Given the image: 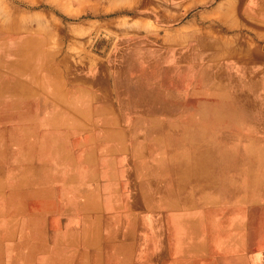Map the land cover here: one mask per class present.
Returning a JSON list of instances; mask_svg holds the SVG:
<instances>
[{"label":"crops","instance_id":"obj_1","mask_svg":"<svg viewBox=\"0 0 264 264\" xmlns=\"http://www.w3.org/2000/svg\"><path fill=\"white\" fill-rule=\"evenodd\" d=\"M29 1L50 3L41 6L51 11H71L83 24L104 18L100 14L109 9L133 22L127 33L115 37L114 46L140 39L144 43L141 51L131 53L130 62L119 60L118 55L126 57V53L118 46L104 52L110 65L78 66L69 86L62 77L67 71L52 65L45 64L44 70L35 65L22 69L18 18L0 19L4 41L19 43L1 60L7 64L0 65L1 98L14 107L23 99L36 98L40 113L34 114L35 123L24 132L62 139L55 149L44 141L55 155V164L70 170L51 186L62 231L87 242L88 236L100 232L101 218L110 217L115 221L113 231L140 235L130 242L131 257L117 256L99 264H264L256 203L246 211L244 205H237L236 219L229 225L227 206L213 203L217 199L212 196L205 197L204 211L190 202L192 197L173 195L172 208H164L163 196L156 210L139 214L138 207L122 195L124 188L135 185L133 171L179 167L178 162L161 161L159 155L165 150L160 151L157 141L178 137L181 126L192 129L203 121L198 105L211 115L224 111L217 105L228 104L234 95L239 100L253 98L244 104L255 108L261 103L264 0ZM66 103L76 105L75 112L67 116L53 111ZM137 121L155 124L136 130Z\"/></svg>","mask_w":264,"mask_h":264},{"label":"rangeland","instance_id":"obj_2","mask_svg":"<svg viewBox=\"0 0 264 264\" xmlns=\"http://www.w3.org/2000/svg\"><path fill=\"white\" fill-rule=\"evenodd\" d=\"M41 5L51 4L45 1L0 0V19L18 18L22 69L35 65L38 70H44L45 64L52 65L53 69L67 71L62 77L69 86L73 83L75 72L72 71L78 66L110 65L106 53L119 46H114L115 37L127 33L133 24L129 17L114 16L109 9L100 14L104 18L84 21L83 24L71 16V11L68 14L60 10L51 11ZM2 36L0 34V65L4 64L1 61L3 56L6 58L13 50V44L14 49L19 45L18 42H9L8 36L4 41ZM141 48H144L141 39L133 44L122 42L119 50H124L126 57L122 53L118 58L130 62L133 59L131 53L139 52ZM21 77L24 79L26 75ZM263 92L261 90V103H257L256 108L253 104H244L253 98L247 96L245 100H239L236 95L229 97L228 104L217 105L224 111L211 115H205L206 107L198 105V114H202L198 117L203 121H198L192 129H188V125L181 126L178 137L156 140L160 151L165 150L159 155L161 161L178 162L179 167L133 171L135 185L124 188L123 197L138 207L135 211L139 214H150L158 208V201L163 196L166 209L172 208L170 201L173 195H181L182 198L186 195L192 197L190 202L198 211H204L205 197L212 196V199H217L213 203L223 205V208L227 206L229 225L236 219L237 205H244L246 211L256 203L261 215L260 235L264 236ZM31 97L14 107L12 101L0 96V264H99L108 263L109 258L117 256L131 257L134 250L130 242L140 235L113 231L114 218H101L100 232L96 236H88L87 242L77 241L71 231H62L64 223L55 207L51 186L56 177L70 170L59 168L55 164V155L44 144L48 141L55 149L62 139L29 136L24 132L35 123L31 119L34 114L40 113L41 106L36 98ZM74 108L76 105L66 103L54 107L53 111L69 116L75 112ZM154 124L137 121L135 128L148 129ZM58 127L53 129L61 131ZM18 130L25 137H18L15 134ZM182 203L184 201H180ZM140 221L137 220L138 225ZM150 235L156 239L157 235Z\"/></svg>","mask_w":264,"mask_h":264}]
</instances>
